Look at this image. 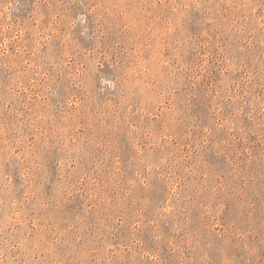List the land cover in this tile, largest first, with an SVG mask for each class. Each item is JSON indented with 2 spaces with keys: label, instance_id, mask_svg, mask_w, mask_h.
Returning a JSON list of instances; mask_svg holds the SVG:
<instances>
[{
  "label": "rangeland",
  "instance_id": "374dc122",
  "mask_svg": "<svg viewBox=\"0 0 264 264\" xmlns=\"http://www.w3.org/2000/svg\"><path fill=\"white\" fill-rule=\"evenodd\" d=\"M0 264H264V0H0Z\"/></svg>",
  "mask_w": 264,
  "mask_h": 264
}]
</instances>
